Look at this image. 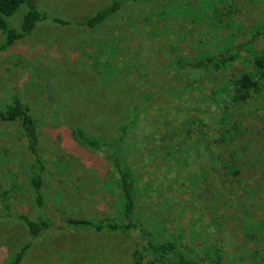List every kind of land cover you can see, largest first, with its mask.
<instances>
[{
    "label": "rangeland",
    "instance_id": "rangeland-1",
    "mask_svg": "<svg viewBox=\"0 0 264 264\" xmlns=\"http://www.w3.org/2000/svg\"><path fill=\"white\" fill-rule=\"evenodd\" d=\"M110 1L27 0L46 18L9 44L0 31V108L16 95L35 120L43 164L41 212L55 227L65 218L118 219L122 200L112 166L79 143L71 129L79 126L101 138L122 135L120 152L132 172L136 220L153 240H172L198 257L216 246L219 264L234 259L264 264V103L256 92L232 106L223 124L220 108L195 89L201 83L214 87L222 76L260 72L245 63L218 75L179 70L174 77L165 70L172 59L179 64L196 52L207 54L218 38L200 32L181 12V4L196 0H120L118 11L100 25L74 23ZM233 4L239 23H264V5ZM25 9L22 4L5 17L9 28H19ZM99 102L108 105L98 107ZM128 118L135 119V127L122 134L118 127ZM33 163L19 123L0 119V182L11 188L8 214L0 205V264H9L24 245L17 264L149 259L144 239L134 230L70 226L31 239L17 214L33 218L38 212L27 186Z\"/></svg>",
    "mask_w": 264,
    "mask_h": 264
},
{
    "label": "trees",
    "instance_id": "trees-1",
    "mask_svg": "<svg viewBox=\"0 0 264 264\" xmlns=\"http://www.w3.org/2000/svg\"><path fill=\"white\" fill-rule=\"evenodd\" d=\"M137 2L141 0H128ZM246 2L264 5V0H244ZM120 0H111L110 3L92 11L88 16L80 21H74L89 28L96 27L103 23L111 14L120 8ZM196 4L185 2L181 4V12L189 15L191 22L201 27L200 32L213 33L218 38H214V46L207 49V54L196 52L191 57H185L179 64H169L165 70L177 75L179 70L196 71L210 75H218L232 66L239 63L252 65L260 73H248L243 71L235 78L219 77L218 83L214 86L201 83L195 89H201L206 93V98L220 108L219 121L225 124L230 115V108L238 103L244 102L251 95L259 92L260 100L264 103V45L259 47V39L264 35V23H251L244 26L236 19V9L234 0H196ZM22 4L26 5L22 15L19 28L17 30L8 27L5 17L13 14ZM46 14L38 10L27 0H0V31L3 33L5 43L9 44L15 39L23 38L30 34L36 24L45 19ZM182 18V17H181ZM61 24L68 22L58 18L52 19ZM223 42L217 41L225 38ZM225 36V37H224ZM181 60V59H179ZM258 77V79L256 78ZM211 83V79L207 81ZM181 84V82L179 83ZM108 105L107 102H99L98 107ZM104 115V114H101ZM133 117H136L133 115ZM0 119L3 121H17L19 123V133L23 139L24 146L29 156L33 160L32 169L27 171V186L31 199L38 209L36 216L29 218L25 213H18L28 231L31 239L37 237L43 231L52 228L78 227L89 228L95 231H125L134 230L139 233L148 248L149 259L138 264H219L220 254L215 247H211L210 255L204 251V257L192 255L183 250L176 242L153 240L151 233L136 220L135 215V186L132 179V172L120 152L122 135L109 136L101 138L90 135L83 131L79 126H73L71 135L88 149L99 152L105 161L110 164L116 174L118 186L117 190L122 200V206L119 211L118 219L110 217H100L95 220L86 218H65L64 225L55 227L54 223L45 214L41 212L42 208V183H43V164L38 157L37 136L38 130L35 120L28 111L26 105L22 104L16 95H12L10 103L0 108ZM134 118L127 119L118 127L119 131L126 132L133 129ZM217 131L225 136L228 133L224 128H218ZM264 135V127H262ZM211 159V158H210ZM229 170H232L230 167ZM237 171H235L236 173ZM11 183V181H9ZM20 189L21 184L12 183ZM0 182V205L6 214L9 212V192L11 188H4ZM19 191V190H18ZM13 192V191H12ZM217 230L215 226H212ZM26 245L21 246L13 254L9 264H17L26 249ZM135 256V254H134ZM139 257L136 259L138 260ZM232 264H239V259H234ZM137 262V261H136ZM231 264V263H230Z\"/></svg>",
    "mask_w": 264,
    "mask_h": 264
}]
</instances>
